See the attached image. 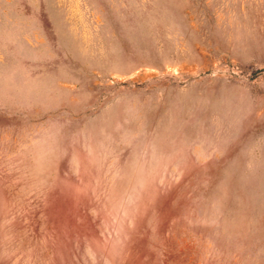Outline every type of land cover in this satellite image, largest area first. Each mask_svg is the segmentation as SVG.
Masks as SVG:
<instances>
[{
  "label": "rangeland",
  "instance_id": "374dc122",
  "mask_svg": "<svg viewBox=\"0 0 264 264\" xmlns=\"http://www.w3.org/2000/svg\"><path fill=\"white\" fill-rule=\"evenodd\" d=\"M0 264H264V0H0Z\"/></svg>",
  "mask_w": 264,
  "mask_h": 264
}]
</instances>
